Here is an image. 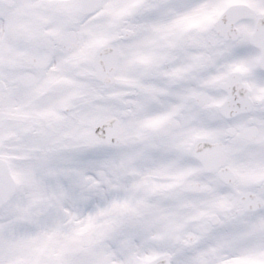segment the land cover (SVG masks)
<instances>
[{
	"label": "snow or ice",
	"instance_id": "6c2138e0",
	"mask_svg": "<svg viewBox=\"0 0 264 264\" xmlns=\"http://www.w3.org/2000/svg\"><path fill=\"white\" fill-rule=\"evenodd\" d=\"M0 264H264V0H0Z\"/></svg>",
	"mask_w": 264,
	"mask_h": 264
}]
</instances>
